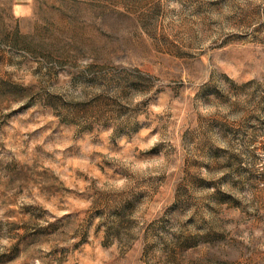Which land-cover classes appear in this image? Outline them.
I'll return each instance as SVG.
<instances>
[{
	"label": "rangeland",
	"instance_id": "374dc122",
	"mask_svg": "<svg viewBox=\"0 0 264 264\" xmlns=\"http://www.w3.org/2000/svg\"><path fill=\"white\" fill-rule=\"evenodd\" d=\"M0 264H264V0H0Z\"/></svg>",
	"mask_w": 264,
	"mask_h": 264
}]
</instances>
